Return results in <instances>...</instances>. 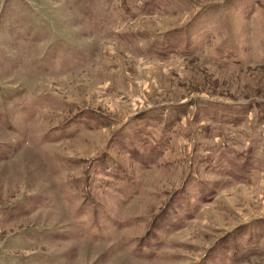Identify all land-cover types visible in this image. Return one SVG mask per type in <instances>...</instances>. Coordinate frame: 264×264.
Returning <instances> with one entry per match:
<instances>
[{"label":"rangeland","instance_id":"rangeland-1","mask_svg":"<svg viewBox=\"0 0 264 264\" xmlns=\"http://www.w3.org/2000/svg\"><path fill=\"white\" fill-rule=\"evenodd\" d=\"M0 264H264V0H0Z\"/></svg>","mask_w":264,"mask_h":264}]
</instances>
